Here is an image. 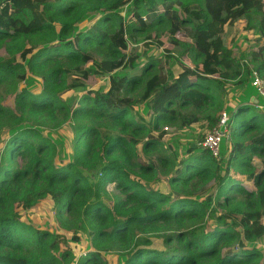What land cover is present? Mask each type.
<instances>
[{"label":"trees","instance_id":"obj_1","mask_svg":"<svg viewBox=\"0 0 264 264\" xmlns=\"http://www.w3.org/2000/svg\"><path fill=\"white\" fill-rule=\"evenodd\" d=\"M240 19L264 37V0H0V264H109V252L122 264H256L260 252L246 242L264 234V111L237 100L228 124L226 162L255 190L227 169L221 176L222 157L207 149L177 158L162 141L165 126L212 128L225 82L250 83L251 69L264 78V48L247 61L215 43ZM139 36L163 37L164 54L190 66L174 73L151 55L140 65L130 46ZM28 74L41 79L38 92L18 88ZM91 74L108 75V88H87ZM73 91L81 94L69 103ZM68 121L72 156L57 164L41 129ZM161 178L168 191L152 185ZM44 199L69 239L87 233L79 258L19 217L18 206Z\"/></svg>","mask_w":264,"mask_h":264},{"label":"rangeland","instance_id":"obj_2","mask_svg":"<svg viewBox=\"0 0 264 264\" xmlns=\"http://www.w3.org/2000/svg\"><path fill=\"white\" fill-rule=\"evenodd\" d=\"M17 4L20 6L31 7V0H17ZM131 6H125L121 8L120 14L123 17H127ZM97 15H89L82 22L78 23L77 30L87 27L93 21H95ZM255 22L251 23L252 27H249V24L245 19H240L232 26H226L224 31L216 38V45H224L230 49L235 56L244 57L245 60L249 61L251 58L252 52H257L259 48H264V37L259 35L257 28L253 27ZM33 24H37L36 21ZM179 36H181L179 34ZM183 37V36H182ZM161 39V45L155 43L157 41H151L150 39H145L143 36L138 37L136 44L130 42V46L134 47L137 50L138 62L143 64L146 61V56L151 55L155 57L162 58V61L166 67H169L174 73H177L178 70L183 66H190L188 60H177L175 58H168L164 54L163 50L170 48L164 38ZM159 41V40H158ZM3 50L0 51L2 53ZM125 73H131L130 70L119 69L116 70L113 75L121 76ZM109 76L108 75H95L91 74L88 77L86 82L87 88L97 89L102 88L106 90L108 88ZM41 79L32 74H28L25 80L19 81V89L23 88L30 92H38L41 89ZM81 92L73 91L66 98L67 102L72 103L78 100ZM220 94L223 98L222 110L230 111L236 105L237 100H248L252 97H257L255 89L250 85L249 81L243 84H235L233 82H225V87L223 90H220ZM261 101L260 98H258ZM8 102V101H7ZM139 110L141 113H144V107L140 106ZM189 109H183L182 111H188ZM264 111V109H260ZM219 113V112H218ZM216 114V117L218 115ZM209 126L205 120H200V122L190 125L187 128L179 129L175 126H169L164 133L162 138L164 147H168L169 151L173 153L174 156L181 157L186 155L187 149L189 146L192 147V144L200 142L207 131ZM43 134L49 137L55 146V162L65 163L69 161L72 156V146H73V123L68 121L65 122L62 126L58 128H42ZM7 136L4 134L2 137ZM3 144H0V149ZM198 150V148H196ZM220 151L222 154V161L220 162V174L223 176L228 170V174L232 175L235 180L240 181V183L248 190H255V186L252 182L246 181L244 175L238 173L233 165L226 162V159L229 155V139H224L220 145ZM147 156L143 155V158ZM247 160H251L253 164L257 163V159L251 156L246 157ZM227 169V170H226ZM152 185L157 188L168 191L169 185L164 178L157 180V182ZM109 196L105 199L106 203L110 204L112 196L116 194V191L113 189V185L108 186ZM53 205L52 202L48 199L41 200L35 207L24 208L22 205L18 206L17 212L19 217L26 222L33 223L34 225L45 228L53 232L58 236L60 240H63L64 245L70 247L75 252V257L79 256L84 252L89 246V238L87 233L84 231L79 232V240L73 241L71 238V233L60 229L58 223L53 214ZM247 248H256L260 252V257L257 260L256 264H264V234L251 242H246ZM106 260L109 264H122L123 258L120 257L115 252H109L105 255Z\"/></svg>","mask_w":264,"mask_h":264},{"label":"built area","instance_id":"obj_3","mask_svg":"<svg viewBox=\"0 0 264 264\" xmlns=\"http://www.w3.org/2000/svg\"><path fill=\"white\" fill-rule=\"evenodd\" d=\"M250 85L255 89L257 97H255L256 107L258 109H264V78L259 74L256 69H251ZM261 101H259V99ZM230 111L222 110L218 115L216 124L210 128L205 134L204 138L197 142V146H201L207 149L216 159H221L222 154L220 151L221 142L229 137V119ZM168 127H163L165 131ZM157 136L158 133L154 132Z\"/></svg>","mask_w":264,"mask_h":264},{"label":"crops","instance_id":"obj_4","mask_svg":"<svg viewBox=\"0 0 264 264\" xmlns=\"http://www.w3.org/2000/svg\"><path fill=\"white\" fill-rule=\"evenodd\" d=\"M251 100H253L254 103H255V101H256L255 97H252Z\"/></svg>","mask_w":264,"mask_h":264},{"label":"water","instance_id":"obj_5","mask_svg":"<svg viewBox=\"0 0 264 264\" xmlns=\"http://www.w3.org/2000/svg\"><path fill=\"white\" fill-rule=\"evenodd\" d=\"M192 147L194 148L195 147V144H192Z\"/></svg>","mask_w":264,"mask_h":264}]
</instances>
